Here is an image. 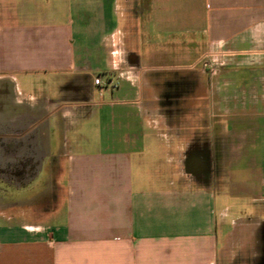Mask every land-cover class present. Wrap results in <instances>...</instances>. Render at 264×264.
<instances>
[{"label": "crops", "instance_id": "1", "mask_svg": "<svg viewBox=\"0 0 264 264\" xmlns=\"http://www.w3.org/2000/svg\"><path fill=\"white\" fill-rule=\"evenodd\" d=\"M198 98L215 121L189 139ZM240 110L264 208V0H0V162L57 164L31 191L37 218H0V264L234 259L221 181Z\"/></svg>", "mask_w": 264, "mask_h": 264}, {"label": "rangeland", "instance_id": "2", "mask_svg": "<svg viewBox=\"0 0 264 264\" xmlns=\"http://www.w3.org/2000/svg\"><path fill=\"white\" fill-rule=\"evenodd\" d=\"M154 71L160 75L162 80L172 83L175 81L179 85L180 78L174 69L162 66ZM172 87L168 82H161L159 91L163 94L166 89L172 91ZM146 101L145 98L144 103ZM161 103V109L177 110L175 106L168 107L170 104L165 99H162ZM189 110H193L194 113L187 117L189 120L187 137L193 139L201 134L200 128L204 126L205 119L213 122L215 118L212 119L208 115L210 107L207 108L204 99L193 100ZM240 111H243V114L230 118L231 132L226 133V136L241 140L238 150L242 156L231 165L230 163L224 164L225 173L221 181L226 192L223 203L235 207V212H228L226 215V219L232 221L233 225L227 229L229 237L225 248V251L235 258L226 259V264H250L249 257L253 251H264V227L259 224L260 218H264V208L252 205L253 193L250 186L252 183V153L256 151V148L252 147V110ZM117 133L119 134L120 131ZM202 136L203 138L210 137V133L204 132ZM259 149L264 152V148ZM56 166L57 164L50 165L45 174L48 171L52 174ZM41 172L39 163L0 162V218L18 221L37 218L31 214H37L42 203L34 202V196L30 194L31 190H36L35 188L42 182ZM50 185L53 186V183ZM33 202L36 205H33ZM254 207L258 209H253ZM226 224L230 223L227 221ZM245 224L247 226H244Z\"/></svg>", "mask_w": 264, "mask_h": 264}, {"label": "flooded vegetation", "instance_id": "3", "mask_svg": "<svg viewBox=\"0 0 264 264\" xmlns=\"http://www.w3.org/2000/svg\"><path fill=\"white\" fill-rule=\"evenodd\" d=\"M45 166H46V165H44V168H43V170H42V172H41V175H42V174H45V172H46V170H45ZM43 185H44V183L40 182V183H39V186H38L37 188H35V189H38V188H40V187L43 186ZM32 190H33V189H32ZM32 190H31V191H32Z\"/></svg>", "mask_w": 264, "mask_h": 264}, {"label": "built area", "instance_id": "4", "mask_svg": "<svg viewBox=\"0 0 264 264\" xmlns=\"http://www.w3.org/2000/svg\"><path fill=\"white\" fill-rule=\"evenodd\" d=\"M95 82H96L97 84H100V82H101L100 77H97V78L95 79Z\"/></svg>", "mask_w": 264, "mask_h": 264}]
</instances>
